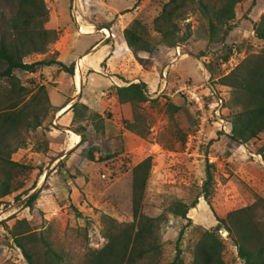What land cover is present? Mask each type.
Here are the masks:
<instances>
[{
	"label": "rangeland",
	"instance_id": "374dc122",
	"mask_svg": "<svg viewBox=\"0 0 264 264\" xmlns=\"http://www.w3.org/2000/svg\"><path fill=\"white\" fill-rule=\"evenodd\" d=\"M166 1L43 0L47 16L42 27L53 30L56 37L43 54H31L22 61L55 60L53 45L61 31L80 35V29L84 28L108 37L109 26L116 23L126 27L132 20L142 37L155 44L158 35L152 30L151 22ZM14 11L15 0H0V40L7 41L12 36L8 24ZM261 14H264V0H256L253 5L250 0H241L234 6L233 27L223 43H208L205 20L194 5L186 9L184 19L177 22L182 41L174 47L159 44L149 53L155 77L146 75L154 84L149 85L150 90L146 86L150 100L138 109L144 120L142 138L124 128L122 115L112 118L108 111L99 115L102 130L94 126L99 120L88 115L87 120L67 118L64 123L68 132L52 131L48 126L53 108L37 89L42 86L47 98V88L54 86V74L43 72V66L33 73L14 70L17 83L24 89L18 97V106L33 105L40 123L35 128L22 125L18 135L8 139L13 149L10 159L28 168L16 177L20 188L0 199V264H27L9 234L11 225L20 219L29 222L33 230L30 239L22 242L30 251L32 264H85L90 252L105 244L104 233L114 232L116 226L132 220L130 170L146 156H150L151 165L141 212L158 219L155 231L160 250L158 263L170 262L178 248L183 264H191L192 250L204 230H211L216 219L227 212L253 203H256L253 217L260 231L257 243L264 247V203L258 202V199L264 202V156L256 154V149L264 143V131L244 144L229 140V116L237 107L230 103V88L218 83L244 57L262 48V42L253 34ZM49 22L52 28H48ZM98 38L99 35L77 36L75 54H81ZM227 48L231 53L226 61H221ZM149 60H144L145 68ZM77 74L78 67L74 77ZM183 84L210 86L224 100V131L210 133L208 148H199L196 157H188L182 150L185 134L192 129L193 116V109L176 93ZM8 88V81L0 78V96ZM167 103L179 109L171 112ZM33 111L30 108L28 113ZM79 126L84 127L82 142L74 132ZM62 133L70 136L71 143H76L71 150L59 148ZM206 170L211 180L208 197L203 199L197 195ZM34 192L37 197L32 207H25L24 199ZM193 200L196 205L192 208ZM174 201L186 205L184 218L168 212ZM180 230L182 234L177 238ZM215 234L222 245V263L243 264L227 232L219 229ZM148 263V259H142L136 264Z\"/></svg>",
	"mask_w": 264,
	"mask_h": 264
},
{
	"label": "trees",
	"instance_id": "16d2710c",
	"mask_svg": "<svg viewBox=\"0 0 264 264\" xmlns=\"http://www.w3.org/2000/svg\"><path fill=\"white\" fill-rule=\"evenodd\" d=\"M241 0H167L160 8L158 14L152 19V30L158 35V41L150 44L140 33V29L134 27V20L121 31L127 48L135 60L145 68V61L136 56V52L143 51L151 53L156 46L161 44L166 47H174L182 41L178 35L177 22L184 19V13L188 7L193 5L198 10L206 23V34L208 43H223L227 33L233 27L234 6ZM256 0H250L251 5ZM47 12L43 0H15V11L8 24L11 38L7 41L0 40V78L8 81L9 88L0 96V199L20 188L16 177L20 171L28 168L26 165L12 161L8 139L16 137L20 126L35 128L39 126V119L33 105L18 106L23 94V87L17 83L13 75L14 70L33 73L39 66L55 64L58 68L72 75L73 64L65 67L54 59H41L34 62H23L22 59L31 54H43L46 47L56 37L53 30L42 27L46 21ZM254 36L263 44L260 51L244 57L226 75L218 79V83L230 88V103L237 110L229 116L230 141L244 144L255 138L264 131V14L259 16L253 28ZM231 53L227 48L221 61H226ZM40 91L47 98L43 87ZM115 98L119 104H128L131 112L130 121H122L123 126L129 132L144 137L143 116L139 112L140 105L150 99L146 93V85L141 82H132L126 86L113 87ZM36 104V103H35ZM33 108V112L28 110ZM171 112L179 108L172 103H167ZM68 109L72 112V119L79 118L87 120L88 115L92 119L99 120L95 128H102L101 117L89 112L87 108L79 103H72ZM31 119H29V115ZM83 126L74 130L82 142L81 131ZM78 142V143H79ZM20 144V143H19ZM23 143H21L22 145ZM256 154L264 156V143L257 149ZM89 160L92 156L88 155ZM151 165L150 156H146L132 166L130 170V213L132 220L129 223L114 226L116 230L107 231L103 234L105 244L90 252L85 264H136L142 259H148V264H183L179 258V249L170 262L158 263L160 254L159 244L155 231L157 228V217H149L141 212V202L144 194L146 179ZM210 174L205 171V180L198 191L197 197L207 199ZM37 197V192L29 194L24 199L27 208L32 207V202ZM258 202L264 203L258 199ZM196 200L190 203L193 208ZM256 203L227 212L222 218L216 219V224L211 230H204L201 237L196 241L192 250L191 264H223L220 258L221 242L215 232L223 229L227 232L232 244L236 247V254L243 264H264V247L257 243L260 239L257 221L253 217V209ZM168 212L177 217L184 218L186 205L180 201L172 202ZM33 225L35 221H32ZM9 234L15 245L21 250L27 264H32L30 251L23 245V241L30 239L33 230L30 223L25 219L15 221ZM182 231L178 232L180 238ZM43 244L45 242L41 240Z\"/></svg>",
	"mask_w": 264,
	"mask_h": 264
},
{
	"label": "crops",
	"instance_id": "0c3cea01",
	"mask_svg": "<svg viewBox=\"0 0 264 264\" xmlns=\"http://www.w3.org/2000/svg\"><path fill=\"white\" fill-rule=\"evenodd\" d=\"M50 22L47 25L48 28H52ZM87 25L92 26L90 23ZM123 28L124 26L119 27L116 23L112 24L107 28L110 34L108 37H103L97 32L80 35L75 32H59V39L53 45L55 61L60 62L65 67L72 63L75 67L72 75L60 70L55 64L42 67L43 72L54 74V86L46 90L49 105L53 108L48 126L52 131L60 129L68 132L64 121L67 118L69 121L71 120L72 115L68 107L74 102L85 106L89 112L98 115H101L103 111H108L112 118L120 114L123 116V120H130L128 104H119L111 90L113 87L126 86L138 81L143 82L150 90V86L152 87L154 82L152 84L151 81L147 80L146 75L154 76L152 71L155 66L148 59L149 53L143 51L136 52V56L143 60H149V66L143 68L135 60L123 40L121 33ZM95 35H99V38L93 41L81 54L76 55L75 38L77 36L91 37ZM76 67H78L79 73L78 87L76 75L74 77ZM65 106H68L66 110ZM62 110L65 111L62 112ZM102 129L100 128V130ZM62 136L61 143H58L59 148L71 150L76 143L70 142L69 135L62 133Z\"/></svg>",
	"mask_w": 264,
	"mask_h": 264
},
{
	"label": "built area",
	"instance_id": "2783aa9c",
	"mask_svg": "<svg viewBox=\"0 0 264 264\" xmlns=\"http://www.w3.org/2000/svg\"><path fill=\"white\" fill-rule=\"evenodd\" d=\"M177 50L175 47L176 55ZM176 93L193 109L192 129L185 134L182 150L188 157H196L199 148H208L210 133L224 131V100L212 87L203 84H183Z\"/></svg>",
	"mask_w": 264,
	"mask_h": 264
},
{
	"label": "bare ground",
	"instance_id": "6f19581e",
	"mask_svg": "<svg viewBox=\"0 0 264 264\" xmlns=\"http://www.w3.org/2000/svg\"><path fill=\"white\" fill-rule=\"evenodd\" d=\"M103 31L107 33V31H106L105 29H104ZM87 33H91V31L86 30V29H84V28L80 29L79 34H87ZM76 80H77V87H78V85H79V75H78V74L76 75ZM65 110H66V109H65ZM65 110H62V112L65 111ZM75 136H76V135H75ZM73 142H74V141H73Z\"/></svg>",
	"mask_w": 264,
	"mask_h": 264
}]
</instances>
